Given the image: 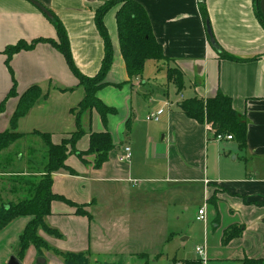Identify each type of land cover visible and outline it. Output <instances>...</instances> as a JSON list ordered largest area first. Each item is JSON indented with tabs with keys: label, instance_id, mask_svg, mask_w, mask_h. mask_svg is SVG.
<instances>
[{
	"label": "crops",
	"instance_id": "1",
	"mask_svg": "<svg viewBox=\"0 0 264 264\" xmlns=\"http://www.w3.org/2000/svg\"><path fill=\"white\" fill-rule=\"evenodd\" d=\"M37 1L63 24L78 69L95 76L103 58V40L94 15L105 0ZM137 1L171 60L164 65L181 70L184 86L178 90L166 71L161 79L157 73L148 80L143 74L128 77L117 37V7L109 10L104 21L113 61L105 78L109 84L97 94L116 113L108 116L104 128L93 110L87 125L93 132L107 129L113 147L98 167L94 166L96 153L84 155V160L68 155L66 164L74 173L61 169L52 174L51 191L63 200L52 201L43 217L57 233H47L41 227L37 233L58 252L84 253L122 264H133V257L142 255L151 257V264L159 250L177 236L185 242L190 239L189 233L171 225L170 220L179 215L175 217L174 209L167 207L175 206L173 190L188 182L196 183L206 200L199 207L207 205L203 221L206 264L264 259V28L254 14L253 0ZM201 4L207 9L208 23L200 14ZM259 9L264 18V0H259ZM40 37L57 39L46 14L28 0H0V106L4 104L9 113H0V129L10 125L16 107L17 98L8 96L13 86L20 94L36 84L48 97L17 120L15 129L25 133L18 140H32L30 133L39 130L49 132L57 143L65 137L57 131L60 120L64 122L70 108L83 98L84 89L63 54L50 43L14 53L8 61L5 53L7 46L19 40L30 42ZM218 50L237 60L220 58ZM64 88L72 89L60 90ZM170 92L179 97L170 99ZM218 92L229 96L233 108L247 119L244 147L235 139L215 140L208 125L180 111L184 99H206ZM158 109L163 110L158 121H145L150 111ZM35 139L42 144L39 136ZM125 146L131 150L129 160L121 159ZM88 148L89 134H84L76 149L85 152ZM13 183L9 186L0 180V200L21 198V188ZM211 196L215 203L209 202ZM78 206L85 214L76 213ZM31 220L30 215L17 216L0 229V264H6L11 256L21 264H36L40 256L45 257L43 264H64L52 251L40 253L32 244L18 255L19 238ZM233 225L239 226L240 234L223 245V233Z\"/></svg>",
	"mask_w": 264,
	"mask_h": 264
},
{
	"label": "trees",
	"instance_id": "2",
	"mask_svg": "<svg viewBox=\"0 0 264 264\" xmlns=\"http://www.w3.org/2000/svg\"><path fill=\"white\" fill-rule=\"evenodd\" d=\"M254 14L264 28V18L259 9V0H253ZM116 10V29L119 43V49L124 61V65L129 78L140 77L144 70L145 61L148 59L156 62L169 63L168 58L162 49L161 44L155 38L149 17L143 6L137 0H105L95 11L94 23L95 27L103 40V58L98 73L95 76H87L83 74L75 64L67 33L61 21L49 11L47 16L55 26L57 39L35 38L30 42L19 40L16 44L7 46L5 53L7 61L14 53L22 50L33 49L39 43H50L55 49L61 52L71 70L72 74L77 78L79 86L84 89L83 98L71 109L76 110V124L80 125L81 117L84 113L89 115L92 111H96L101 118L103 127H106L107 118L111 114H115L116 110L112 106L106 105L99 97L98 91L109 83L106 81V75L113 61L112 44L109 33L104 21L106 13L112 8ZM202 19L208 23V13L204 5L199 6ZM218 56L223 59L236 61L234 56L218 50ZM167 78L173 82L178 90H182L184 84L182 72L179 68H168ZM72 88L60 89L68 91ZM8 96L17 98L16 107L10 118L12 130H4L0 133V151L2 152L13 142L25 136V133L18 132L15 129L17 120L27 114L34 106L38 98L41 96L39 85L33 84L26 88L22 93L18 94L13 86ZM1 108V106H0ZM180 111L189 119L199 124H206L215 135L217 133L227 134L235 139L240 147L245 146L247 119L244 114L238 113L232 105V99L229 96L218 92L213 97L202 99L199 97H191L184 99L179 105ZM70 111L72 112L73 110ZM78 111V112H77ZM30 134L38 135L46 147V162L44 170L46 182L38 184L37 191L28 199L20 198L14 204L2 206L0 209V229L3 228L10 220L21 215H30L32 220L26 225L18 242V255L21 257L27 247L32 244L38 252H40L39 240L37 233L39 227L46 230L47 233H57L55 229L49 228L43 221V217L49 213L50 203L54 200H63L58 194L51 191L52 174L58 170H66L70 174L74 173L73 169L66 164L68 155L75 154L83 159L86 153L90 151L96 153L94 166L98 167L108 157V151L113 147L111 135L107 129L100 132H89V148L86 152L76 150L75 143L85 134L84 130L79 128L77 132L71 135L68 141L62 138L60 142H53L49 132L33 130ZM69 146V147H68ZM84 160V159H83ZM42 184V185H41ZM209 202L215 203V197L211 196ZM77 214H85L82 207L78 206ZM239 226L233 225L227 228L222 236V244H227L232 238L239 236ZM55 255L61 257L64 264H88L87 256L84 253H63L55 249L49 248ZM184 264H203L200 259H186ZM263 258L246 259L245 264H263ZM105 264H115L107 262Z\"/></svg>",
	"mask_w": 264,
	"mask_h": 264
},
{
	"label": "rangeland",
	"instance_id": "3",
	"mask_svg": "<svg viewBox=\"0 0 264 264\" xmlns=\"http://www.w3.org/2000/svg\"><path fill=\"white\" fill-rule=\"evenodd\" d=\"M164 64L165 62L163 61L156 62L155 60H152V59L146 62L144 65L145 71L144 73H142L144 80L150 79L152 75L156 76V73H157V78L161 79V76L164 74L163 72L165 71L167 72V68ZM158 67H164L163 68L164 71H160L161 68L158 69ZM176 95L177 97H179V94L170 92V99L172 97L175 98ZM47 97H48V94L44 93V91L41 90V96L38 98L36 103L39 102L41 99L42 101H45ZM0 113L9 114L7 109H5L4 104L0 108ZM65 117L66 118L64 122L60 120L62 125L57 127V131L62 132V134H64L65 136L64 137L65 139L69 141L71 139V135L74 132H77L80 127L82 130H84L85 134H89L90 129L87 125L88 123V113L87 112L84 113L81 117V120H80L81 126H77L76 124V110H73L72 112L70 111V114L65 115ZM12 129L13 128L10 124L7 128L0 129V133L4 132L3 130H12ZM116 130H118V127H116ZM36 136L38 135H34V139ZM34 139L28 140L27 138H23L21 140H16L9 147L6 148L8 150L10 149L8 151V154H6L8 155L7 157L6 155L5 156L1 155L2 153L0 151V180L2 181V184L8 183L9 186L12 185V182H14L13 184L15 186V182H16L21 188V198L23 199H28L33 194H35V191H37L36 188L38 184L40 186L39 182H41L42 184H44L43 182H46L47 174L45 173V170H44V164L46 162V156H45L46 147L44 146L43 141H42V144H40L36 142V139L33 142ZM29 141H30V145H29ZM38 148H43L44 151H40ZM73 148L76 149V143ZM23 149L24 151H22ZM26 150H28L27 155H26ZM88 154H92V152L90 151L89 153H86L85 155L87 156ZM20 158L21 160L18 161V159ZM26 158H27V161H26ZM23 162H25L24 165H23ZM20 173H24V175H21ZM171 189L173 190V188ZM217 190H219V188H217ZM173 191L176 194L174 198L175 206L167 205V207L173 208L175 212V217H178L179 215V218L176 220L175 219L170 220L171 225L175 226L176 227L175 229H177V231H183V233L185 234L189 233L190 239L185 242V241H181L180 237L177 236L179 240L176 239L175 241H172V243H170L169 245H166L164 248H161L158 252L159 254L157 255V258H155L153 262H151V264H174L175 261L184 262L186 259L187 260L188 259L190 260L193 258L198 259V255L196 254L195 247L204 245V239H205L204 223L203 221H199L196 219L198 208L206 202V200L203 199L202 189L198 187L196 183L183 182V183H179L178 188H176ZM16 201L17 200H13L12 202H9L7 199H5V201L0 200V209L5 204L7 205L12 204V203L14 204V202ZM206 206L207 205H205V209H206ZM185 234H183L182 237H184ZM39 245H40V253L49 251V246L43 241L41 237L39 240ZM51 253L54 254L53 252ZM40 258L45 261V257L43 256L38 257L37 260ZM144 258L147 259L144 264H148L149 259H151V257L148 256ZM144 258L142 255L133 257L134 259L133 264L137 262H139V264H143ZM107 262L109 261L106 259H99L96 257H91L89 255L87 256L88 264H105ZM202 262L203 264L204 263L206 264V260H203ZM245 262H246V259L244 258L238 261L233 260V262L231 263L232 264H245ZM115 264H122V262L115 263Z\"/></svg>",
	"mask_w": 264,
	"mask_h": 264
},
{
	"label": "built area",
	"instance_id": "4",
	"mask_svg": "<svg viewBox=\"0 0 264 264\" xmlns=\"http://www.w3.org/2000/svg\"><path fill=\"white\" fill-rule=\"evenodd\" d=\"M163 110L158 109L154 111H150L146 116H145V121L147 122H153V121H158L160 119V116L162 115ZM215 140L220 141V140H231L232 137L227 134H222V133H217L214 135ZM131 158V150L130 147L125 146L124 147V154L121 157V159L124 160H129ZM196 219L199 221H206V210L205 207H201L197 211V216ZM196 254L199 256L200 260H205V245L203 246H197L195 248ZM174 264H184L181 261H177Z\"/></svg>",
	"mask_w": 264,
	"mask_h": 264
},
{
	"label": "water",
	"instance_id": "5",
	"mask_svg": "<svg viewBox=\"0 0 264 264\" xmlns=\"http://www.w3.org/2000/svg\"><path fill=\"white\" fill-rule=\"evenodd\" d=\"M28 1L31 2L33 5H35L47 16L50 14L49 11L43 5H41L37 0H28ZM43 263H45V261L41 258L36 261V264H43ZM6 264H21V263L17 257L11 256Z\"/></svg>",
	"mask_w": 264,
	"mask_h": 264
}]
</instances>
